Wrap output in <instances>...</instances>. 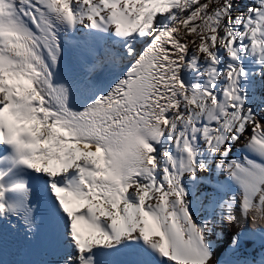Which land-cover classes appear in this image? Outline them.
Returning <instances> with one entry per match:
<instances>
[{"label": "snow or ice", "instance_id": "1", "mask_svg": "<svg viewBox=\"0 0 264 264\" xmlns=\"http://www.w3.org/2000/svg\"><path fill=\"white\" fill-rule=\"evenodd\" d=\"M65 44L116 78L78 76ZM257 88L264 0H0V221L31 264H212L241 220L260 227L230 249L264 248Z\"/></svg>", "mask_w": 264, "mask_h": 264}, {"label": "bare ground", "instance_id": "2", "mask_svg": "<svg viewBox=\"0 0 264 264\" xmlns=\"http://www.w3.org/2000/svg\"><path fill=\"white\" fill-rule=\"evenodd\" d=\"M79 35V33H77ZM66 37H62V40ZM66 55L65 63L69 68L78 76L84 77L91 75V77L99 82L107 85L111 83L118 74L119 69L112 66H102L97 68L95 72L89 73L88 66L94 62L96 57L91 55L85 49H77L76 47L70 46L68 44L64 45ZM104 70V71H102ZM109 70H115L110 72ZM257 95L264 100V88H257ZM262 102L261 100L256 101L254 108L257 111L258 115L264 116V112H261ZM264 122V120H262ZM245 135H250V131ZM244 137H241L240 142L234 146L233 152L230 154L232 156L238 155L236 152V147H239L241 144L245 143ZM199 175H206V173H200ZM201 191H211L205 185L200 186ZM39 207V205H38ZM39 215V214H38ZM237 216H239V209H237ZM15 225L13 228L10 225ZM254 227L259 228V225H252V223L245 222L241 220L239 226L236 224L226 225L223 228V237L219 240L216 239L215 235L211 239L215 240L216 248L214 250V256L212 264H218V262H223V258L227 251L230 249V243L232 236L238 232H248ZM0 237L6 242V250L2 254V258L7 260L9 264H31L32 261L38 260L41 257L36 253V251L31 247L29 242L25 239V228L23 224L16 220L12 219L11 222L0 221ZM262 248L259 240H252L250 243L243 246V248L237 252V264L241 261L248 259L256 260L259 257ZM225 264V263H223Z\"/></svg>", "mask_w": 264, "mask_h": 264}, {"label": "rangeland", "instance_id": "3", "mask_svg": "<svg viewBox=\"0 0 264 264\" xmlns=\"http://www.w3.org/2000/svg\"><path fill=\"white\" fill-rule=\"evenodd\" d=\"M203 2H206V0H201V3ZM223 2V0H221V3ZM250 2V0H233V6H234V9L237 7V5L239 6V10L240 11H244L246 6H247V3ZM211 8V6H210ZM236 13L234 12V15ZM192 76L194 77L195 76V73H192ZM256 103V102H255Z\"/></svg>", "mask_w": 264, "mask_h": 264}]
</instances>
